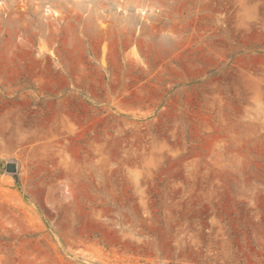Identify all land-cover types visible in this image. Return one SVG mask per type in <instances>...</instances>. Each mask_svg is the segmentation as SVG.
<instances>
[{
    "label": "rangeland",
    "instance_id": "374dc122",
    "mask_svg": "<svg viewBox=\"0 0 264 264\" xmlns=\"http://www.w3.org/2000/svg\"><path fill=\"white\" fill-rule=\"evenodd\" d=\"M80 1L0 0V264H264V0Z\"/></svg>",
    "mask_w": 264,
    "mask_h": 264
},
{
    "label": "bare ground",
    "instance_id": "6f19581e",
    "mask_svg": "<svg viewBox=\"0 0 264 264\" xmlns=\"http://www.w3.org/2000/svg\"><path fill=\"white\" fill-rule=\"evenodd\" d=\"M29 3H32V0H28ZM53 1V0H51ZM83 1V0H81ZM80 1V2H81ZM92 1V7L93 6H100V7H105V6H110L111 5V0H91ZM158 0H149L146 2V0H113L114 3H116L118 5V8L123 9V10H127L130 11L133 9L134 14L136 15L135 17L129 18L131 23H134L136 18H146L147 14H154L157 15V9L159 8V5L156 4ZM78 2V3H80ZM63 4H65L64 0H57V3L55 4H48L46 6V11L48 13L49 17H53L54 19L58 18L60 19L63 16ZM91 7V8H92ZM9 15V14H8ZM128 16V15H126ZM6 21L9 22H15L14 21V17L10 14V16L6 17ZM129 21V22H130ZM42 25V24H41ZM46 26H49L50 28V33L47 30L46 26H43L44 28L42 29V32L44 33H49V35H52L54 29V23L53 22H45ZM132 26V28H131ZM125 28V38L123 37V41L126 40V43L128 44L130 41L132 40H140L139 36L135 35V25H131ZM19 27L18 28H14V32L17 33L19 31ZM154 36V32L150 33V37L153 39ZM125 43V44H126Z\"/></svg>",
    "mask_w": 264,
    "mask_h": 264
},
{
    "label": "water",
    "instance_id": "95a60500",
    "mask_svg": "<svg viewBox=\"0 0 264 264\" xmlns=\"http://www.w3.org/2000/svg\"><path fill=\"white\" fill-rule=\"evenodd\" d=\"M8 167L9 169L13 170L15 169L16 165L14 163H10Z\"/></svg>",
    "mask_w": 264,
    "mask_h": 264
}]
</instances>
